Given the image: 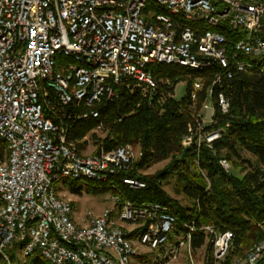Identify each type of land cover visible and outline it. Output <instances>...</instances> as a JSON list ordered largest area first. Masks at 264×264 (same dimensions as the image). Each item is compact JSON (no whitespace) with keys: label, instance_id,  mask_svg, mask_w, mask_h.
Masks as SVG:
<instances>
[{"label":"built area","instance_id":"2783aa9c","mask_svg":"<svg viewBox=\"0 0 264 264\" xmlns=\"http://www.w3.org/2000/svg\"><path fill=\"white\" fill-rule=\"evenodd\" d=\"M175 2L185 17L204 15L208 22L228 23L243 31L244 42H236L225 36H194L191 30H181L168 22V15L156 14L151 8L133 10L132 0H13V6H4L0 0V140L14 143L13 167H4L0 157V194L10 196L8 210L0 212V245L13 241L12 221L17 219L16 201L20 189L29 190L25 224H33L34 244L27 255L33 258L46 255L58 264H124L125 239L132 232L113 231L112 208L90 220L92 234L77 233L78 224H73L69 204H63L52 195H44L43 185L54 177L66 173L93 172L104 175L108 169L120 173L133 172L136 160L132 146H120L108 150V157L116 158V165L95 158L78 160L70 152L65 130L67 121L91 118L94 113L71 114L78 110V100L84 89H92V97L108 95L115 100L116 88L132 85L143 92L159 94L161 86L153 72L145 68L144 59L163 60L165 66L172 60H188L190 49H183L172 42V38L154 35L150 16L167 28L182 32L194 44H202L205 63L220 65V72L205 95L201 108L194 112L187 125L182 145L215 151V143L223 138L214 130L217 124L216 111L211 108L215 90L225 81H231L254 66L256 56L264 50V0H164ZM53 29L52 39H44V31ZM67 33H74V42H67ZM217 38H224V45H217ZM70 47V54L86 58H106L100 72H87V68L62 64L69 72H78L82 90L69 91L65 77L53 76L48 66L51 50ZM132 89V88H131ZM204 89L201 81H195L190 91L192 108L196 109ZM162 98L175 99V91L167 90ZM219 110L228 115L231 102L220 92L217 96ZM95 133H108L105 125ZM88 139V137H87ZM99 149H106L99 146ZM107 150V149H106ZM143 155H140L142 157ZM118 159H125V166H118ZM219 165L226 172L231 164L221 159ZM129 179L136 190L146 188L138 179ZM113 196L115 204H125V220L137 223L138 229H150L148 246L158 252L155 264L173 261L178 248L187 250L193 234L202 232L213 245V252L228 254L234 236L231 232L220 233L214 227L197 228L185 225L188 233L178 236L176 225L170 224L171 215H160L157 203L134 205L119 195ZM37 215H50L55 232L66 238V245L53 244L51 234L44 225L37 223ZM12 249V248H9ZM192 255V252H189ZM192 257V256H191ZM264 259V243L256 245L245 262L233 264H258ZM6 262V261H4ZM193 262V261H191Z\"/></svg>","mask_w":264,"mask_h":264},{"label":"trees","instance_id":"16d2710c","mask_svg":"<svg viewBox=\"0 0 264 264\" xmlns=\"http://www.w3.org/2000/svg\"><path fill=\"white\" fill-rule=\"evenodd\" d=\"M150 69L162 87L159 94L143 92L134 85L132 89L120 86L116 88L118 97L114 101L104 98L90 112L85 107L76 111L70 109L71 114L95 112V115L80 121H67L68 141L82 153L80 142L99 125H105L108 136L99 139L95 154L100 152L99 146H104L106 151L120 146H139L144 158L133 172L125 173L123 177L138 179L146 184V188L134 190L120 179L112 181L126 199L140 206L148 203L167 206L177 219V233H188L185 225L192 224L197 228L214 227L220 233L231 232L234 236L231 253L235 255L247 241L262 239L264 233V58L254 61L252 69L216 88L213 105L217 124L214 129L227 130L215 143L214 152L207 149L198 152L194 148L184 150L182 139L194 112L204 102L215 71L195 72L165 65L151 66ZM195 81H201L204 89L197 108L193 109L190 91ZM183 82L187 83V93L181 101L162 98L163 93L175 91ZM220 92L231 102L229 114L225 116L221 114L216 99ZM245 154L253 160H246ZM175 156L178 158L169 171L154 178L138 175L140 170ZM221 159L227 160L233 168H239L238 163L250 167V172L243 178L232 172L228 174L219 165ZM171 176H176L181 193L193 203V208L178 207L163 191L164 181ZM111 184L102 185L104 188L95 191L117 195L109 187ZM70 190L80 194L75 184H70ZM192 236L193 251L206 246L208 237L205 233ZM19 248L22 249L23 245L16 242L12 250ZM26 259H33V264H49L38 255ZM0 262H4L2 257ZM258 264H264V259Z\"/></svg>","mask_w":264,"mask_h":264},{"label":"bare ground","instance_id":"6f19581e","mask_svg":"<svg viewBox=\"0 0 264 264\" xmlns=\"http://www.w3.org/2000/svg\"><path fill=\"white\" fill-rule=\"evenodd\" d=\"M146 5L147 8L155 10L156 14L168 15V22H170L171 25H175L181 30H191V32L194 33V36L221 35L225 36V38H231V40L236 42H244L243 31L239 30V28H236L235 26H229L228 23L208 22V18H206L204 15L190 16V18L185 17L181 14V7L177 6L175 2H164V0H132L133 10H141V7H145ZM4 6H13V0H4ZM150 24L154 35L161 36L162 38H172L173 44L182 47L183 49H190L191 59L197 60L198 62L196 64H190L188 63V60H172L167 63V66L182 67L195 72H205L209 70L215 71V74L220 72V65L205 63V55L202 52V44H194L193 46V39L185 38L182 32L176 31L174 28H167L166 25H162L159 20H157V16H150ZM52 37L53 29H46V31H44V39H52ZM67 42H74V33H67ZM217 45H224V38H217ZM63 57L65 63L70 64V66L87 68V72H100L101 68H104L106 65V58L93 59L86 58V56L83 55L70 54V47H62L51 50V55L48 56V66H50V72L56 77L68 76L67 88L69 91L82 90V83L78 82V72H69V69L64 67L61 62ZM262 58H264V50L262 53L256 56V60H261ZM155 65H165V62H163V60L144 59V66L145 68H149V72H152L150 69L151 66ZM104 98L108 100V95L92 97V89H84L78 100V109L85 107L88 109V112H90L96 105L100 104ZM217 102L219 108V101ZM211 108L215 109L213 101H211ZM100 126L102 125H99L97 128H100ZM68 136L69 131L68 128H66V144L70 152L74 153L75 158H78V160H87L97 156V154L84 155L83 153H80L75 144L69 143ZM5 152H7V154H15L14 143L6 144V140H0V157H5ZM99 157L100 161H106L107 165H116V158L108 157V151L105 149H100ZM13 164L14 157L4 158V167H13ZM118 166H125V159H118ZM123 175L124 174L120 173L118 169H108V171H105L103 176L93 172H84L78 175L66 173L62 176L54 177V179L50 182H46L45 185H43V192L44 195L53 194L54 199H59L55 185L60 182H63L64 184L84 183L87 186L90 184L109 185L112 183L109 187H111L113 191L117 192V188L119 187L116 185V183L114 184L112 182L114 179H120L125 186H129L130 189L136 190V187H134L132 183H129V179H125ZM119 195L126 199L124 193L120 189ZM27 199H29V190L20 189L19 201H16L17 219L12 221L11 224V234L14 235L13 241H9V247L8 244L0 245V257H2L5 261L9 260V258L6 256V250L14 246L16 242L22 243L23 248L21 250L22 255L25 258L28 257L27 253L34 244L33 224H25L23 226V222H26L27 217V206L24 205V202H27ZM59 201L63 204H69L71 220H73V224H77L73 219L74 209L72 203L66 199H59ZM9 204L10 196H4L0 194V212L1 210H8ZM157 206H160V215L169 214L172 216L170 217V224H177V219L173 214L170 213V210L167 206L160 203H157ZM123 212H125V204H115L112 209V221H114L113 231H117L118 233L129 232L124 227L120 226V223L137 224L125 220ZM37 223H42V225L45 227V230H47V234H51V240L53 244L66 245V238H60V233L55 232L54 220L50 219V215H37ZM77 233L92 234V224L89 223V226L83 228L78 225ZM148 237H150V229H143V235L140 238L142 245L148 246V242H146L148 241ZM125 246L126 249H131L133 253L124 254V264H131L132 258L141 257L138 251L134 249L132 238L125 239ZM148 247L156 249V247ZM184 249L185 248H178V250L174 253L173 259H176L180 255V251ZM187 249L188 251L192 252L193 249L191 243H187ZM215 253L218 259H222L226 256V254L220 255V252ZM38 256H40L45 262L49 264H58L57 262L50 260L46 255ZM166 263L168 262H165L164 264Z\"/></svg>","mask_w":264,"mask_h":264},{"label":"rangeland","instance_id":"374dc122","mask_svg":"<svg viewBox=\"0 0 264 264\" xmlns=\"http://www.w3.org/2000/svg\"><path fill=\"white\" fill-rule=\"evenodd\" d=\"M186 93H187V83L186 82L180 83L175 90V99L181 101L186 96ZM227 128H229V126ZM226 130L227 129H220L216 131H220L224 136ZM94 134L97 136L96 138L92 137ZM107 136L108 133H104V134L95 133L92 130L87 135L88 139L86 137L85 140H82V142H80L81 151H83L82 153L84 155L95 154L98 148L97 143L99 139L104 140ZM182 147L184 150L189 149V148H185L183 145ZM132 148L135 155H137L138 157L133 163L132 168L135 169V167L141 163L142 159L144 158V154L139 146H132ZM140 155L143 156L140 157ZM177 158L178 156H175L174 158H170L168 160L158 162L149 168L140 170L138 172V175L149 178L157 177L164 171H169V169L172 168L173 161ZM244 158L250 161L253 160V158L248 154H245ZM238 167L239 168L231 167L229 173L232 172L237 176H239L240 178H243L248 172H250V167L247 166L245 167L239 163H238ZM70 184L71 183L64 184L63 182L56 184L55 187L57 190V196L59 197V199H66L69 202H71L73 209L77 211L78 218L88 226L92 218L99 217L106 209H110V208L113 209L114 207L113 196L115 194L112 192L104 193V192L95 191L97 188H104L102 185L93 184L88 187L84 183H77L75 184V186L80 191V194H74L70 190ZM163 191L166 193L168 197H170L172 202L175 203L178 207L185 209H191L194 207L193 203L181 193V188L177 183L176 176H171L167 179V181H164ZM62 194H65V196H62ZM73 219H74V215H73ZM124 225H127V228L129 229L128 230L125 228L127 231L132 232L134 249L138 251L141 257L143 256L142 258L140 257L141 259L132 258L131 264H155V260L157 259L158 256V252L156 251V249L142 245L140 242V238L143 235V229L137 230L138 228L137 224L120 223V226L124 227ZM136 230L137 232H134ZM134 233L137 234L135 235ZM182 234L184 233L179 232L178 236H182ZM260 243H264V233L262 239H258V240L254 239L247 241L244 245V248L241 251H239L237 254L232 255L231 247H230L228 254H226V256L223 257L222 259H218L216 257V253L213 252V245L211 241L207 240L206 246L201 250L198 251L192 250V255L189 254L190 251H188V249L181 250L180 255L176 259H173V261H169L166 264H233L236 261L245 262V260L248 257H250V252L252 251V249ZM13 247L14 246H12L11 248ZM6 256L9 258V260H7L6 262H0V264H33L32 263L33 259H26L22 255L20 248L19 250L7 249Z\"/></svg>","mask_w":264,"mask_h":264},{"label":"crops","instance_id":"0c3cea01","mask_svg":"<svg viewBox=\"0 0 264 264\" xmlns=\"http://www.w3.org/2000/svg\"><path fill=\"white\" fill-rule=\"evenodd\" d=\"M62 196H65V194H62ZM75 211V210H74ZM74 220H75V222L79 225V226H81V227H86V226H88L87 224H85V223H83L79 218H78V214H77V211H75L74 212ZM124 228H126V229H128L127 228V225H124ZM138 229V228H137ZM129 230V229H128ZM134 232H137V230L136 231H134ZM139 248V247H138ZM143 257V256H142ZM141 257V258H142ZM140 258V259H141Z\"/></svg>","mask_w":264,"mask_h":264}]
</instances>
